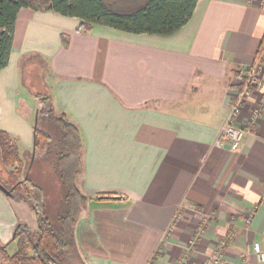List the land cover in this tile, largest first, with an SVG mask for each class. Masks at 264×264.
<instances>
[{
	"label": "crops",
	"instance_id": "obj_1",
	"mask_svg": "<svg viewBox=\"0 0 264 264\" xmlns=\"http://www.w3.org/2000/svg\"><path fill=\"white\" fill-rule=\"evenodd\" d=\"M79 22L19 10L0 70V129L26 159L37 92L80 129L76 183L88 200L75 238L85 261L263 264L252 243L264 250V82L246 93L241 71L260 56L264 80V0H198L170 35L102 24L79 31ZM30 53L46 65L39 85L24 80ZM237 98L236 123L248 129L232 150L215 140ZM18 220L15 201L0 190L1 242L16 247Z\"/></svg>",
	"mask_w": 264,
	"mask_h": 264
},
{
	"label": "trees",
	"instance_id": "obj_2",
	"mask_svg": "<svg viewBox=\"0 0 264 264\" xmlns=\"http://www.w3.org/2000/svg\"><path fill=\"white\" fill-rule=\"evenodd\" d=\"M198 0H0V70L7 66L13 44L15 22L19 10L54 11L80 18L77 30L86 31L93 24L111 26L130 33L170 35L191 18ZM62 46L68 35L61 34ZM262 46V44H261ZM260 51V50H259ZM260 53V52H259ZM258 53V54H259ZM245 78L241 76V86ZM37 120L33 125L35 156L31 167V151L22 159L17 142L0 129V167L12 176L10 185L0 179L12 194L7 197L25 201L35 211L37 224L30 227L18 221L11 241L16 247L8 250L10 241H0V264H88L75 238V225L88 200L77 186L81 168L82 137L80 129L66 113L55 110L48 94L37 92ZM36 160L47 162L56 173L61 192L49 208L43 188L32 182L30 171ZM23 189V194L17 192Z\"/></svg>",
	"mask_w": 264,
	"mask_h": 264
},
{
	"label": "rangeland",
	"instance_id": "obj_3",
	"mask_svg": "<svg viewBox=\"0 0 264 264\" xmlns=\"http://www.w3.org/2000/svg\"><path fill=\"white\" fill-rule=\"evenodd\" d=\"M23 64L25 82H28V84L39 85V76L41 70L46 67L43 60L39 57V55H33L32 53H30V55L23 60ZM35 115L33 119H35ZM31 135L27 137L28 143L29 141H31L30 139H32ZM22 144L23 148L29 150L30 152V143L29 145L24 143ZM30 178L32 182L40 185L43 188L45 194V202L49 208H52L54 206L52 205L54 204V199L61 192V185L56 173L53 171L51 166L47 162L36 160L30 171ZM0 179H2V181L8 185L12 183L11 174L3 167H0ZM16 191L22 194L24 193L21 187H17ZM14 201L15 209L17 210L20 218L24 220V222H28L30 227L34 228L37 224V220L35 211L31 208V205L25 201H20L25 204H19V202H16V200ZM14 245L15 244H11L8 247V250L12 252L15 247Z\"/></svg>",
	"mask_w": 264,
	"mask_h": 264
},
{
	"label": "built area",
	"instance_id": "obj_4",
	"mask_svg": "<svg viewBox=\"0 0 264 264\" xmlns=\"http://www.w3.org/2000/svg\"><path fill=\"white\" fill-rule=\"evenodd\" d=\"M262 65L260 63V56L256 58L250 65L244 67L241 71V76L245 78V84L243 86V91L246 93L251 88V86H262L263 85V76ZM241 109V99L237 98V100L231 103L229 112L225 122L221 125L218 136L215 140L217 145H224L227 143L229 148L232 150H237L239 145L248 129L247 125H239L236 123L237 116ZM258 110L255 112L253 117L258 114ZM196 236L193 237L191 243H194ZM224 242H221L220 246H223ZM252 252L256 256L257 260L260 263L264 264V250L259 241H254L252 243ZM215 262L221 263L222 260L219 257V254L214 255L212 257Z\"/></svg>",
	"mask_w": 264,
	"mask_h": 264
},
{
	"label": "water",
	"instance_id": "obj_5",
	"mask_svg": "<svg viewBox=\"0 0 264 264\" xmlns=\"http://www.w3.org/2000/svg\"><path fill=\"white\" fill-rule=\"evenodd\" d=\"M36 120H37V113L35 115V119H34V124H36ZM34 156H35V148H32L31 151V157H30V161L28 163V169L31 167L33 160H34ZM14 187V185L11 188L6 187L1 181H0V190L6 194V195H11L12 194V188ZM100 197H103V195H101Z\"/></svg>",
	"mask_w": 264,
	"mask_h": 264
}]
</instances>
